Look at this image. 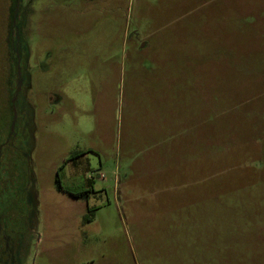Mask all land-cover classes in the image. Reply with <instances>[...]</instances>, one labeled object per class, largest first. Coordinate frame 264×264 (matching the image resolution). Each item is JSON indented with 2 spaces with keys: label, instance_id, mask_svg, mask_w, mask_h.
<instances>
[{
  "label": "rangeland",
  "instance_id": "obj_1",
  "mask_svg": "<svg viewBox=\"0 0 264 264\" xmlns=\"http://www.w3.org/2000/svg\"><path fill=\"white\" fill-rule=\"evenodd\" d=\"M17 26L0 264H264V0H22Z\"/></svg>",
  "mask_w": 264,
  "mask_h": 264
},
{
  "label": "trees",
  "instance_id": "obj_2",
  "mask_svg": "<svg viewBox=\"0 0 264 264\" xmlns=\"http://www.w3.org/2000/svg\"><path fill=\"white\" fill-rule=\"evenodd\" d=\"M14 4H15V0H10V6H9V17H11L10 19L12 20V14H13V8H14ZM12 40V38H11ZM9 50H10V53H9V60L11 62V67H10V70H9V76H15V84H13L12 87H10L11 89V97L13 96V92H14V87H16V58L14 56V52L12 50V44L11 42L9 43ZM10 105V104H9ZM9 112H10V118H7L6 120H2L0 119V143H2L6 137L8 136L9 134V130H10V125H11V121H12V109L11 107H9ZM78 155H84V153H81V154H75L72 156L71 160L72 159H75L78 157ZM63 168H60V170H62ZM56 183H57V189L58 191L60 192H63L67 195H69L70 197H72L73 199H77V200H84L86 202H88L89 200V197L92 193V189H79L78 191H72V190H69V189H65L62 184H61V180H60V175H59V172H58V175H57V178H56ZM95 211H96V208H90L88 207L87 209V215L84 217L83 219V222L84 223H90L94 216H95Z\"/></svg>",
  "mask_w": 264,
  "mask_h": 264
},
{
  "label": "water",
  "instance_id": "obj_3",
  "mask_svg": "<svg viewBox=\"0 0 264 264\" xmlns=\"http://www.w3.org/2000/svg\"><path fill=\"white\" fill-rule=\"evenodd\" d=\"M21 2L22 0H15L14 8H13V14H12V40L11 44L12 47H18L19 44L21 43L20 41V34H19V28L17 26V18L19 16V12L21 9ZM13 47V52H15ZM17 62H16V74H17V79H18V85L16 87V90L13 94L12 100H11V106H12V122H11V127H10V135L12 136L13 133L15 132V127H16V120H17V110H16V105L18 101V96L19 92L21 90V68H20V58L19 54H17Z\"/></svg>",
  "mask_w": 264,
  "mask_h": 264
},
{
  "label": "flooded vegetation",
  "instance_id": "obj_4",
  "mask_svg": "<svg viewBox=\"0 0 264 264\" xmlns=\"http://www.w3.org/2000/svg\"><path fill=\"white\" fill-rule=\"evenodd\" d=\"M19 58H20V64H21L20 55H19ZM17 59H18V57L16 56L15 63L17 62ZM16 79H17V74H16ZM17 85H18V79H17V82H16V87H17ZM15 90H16V88H15ZM16 110H17V117L19 116V114H22V112L25 115V111L28 110L26 102H24L23 100L18 99L17 105H16ZM12 117H13V114H12ZM10 127H11V125H10ZM16 137H19V134L17 133V125L15 127V132L13 133V135L12 136L10 135V130H9V134L6 137V139L2 143H0V165L2 164V161H3V158H4L3 151L5 150V148L12 147L13 150L17 149L15 147V145H14ZM7 159H8V156H7ZM0 171H1V167H0ZM4 205H5L4 199L2 197H0V207H3ZM0 238H2L1 240H5L2 231H0Z\"/></svg>",
  "mask_w": 264,
  "mask_h": 264
},
{
  "label": "crops",
  "instance_id": "obj_5",
  "mask_svg": "<svg viewBox=\"0 0 264 264\" xmlns=\"http://www.w3.org/2000/svg\"><path fill=\"white\" fill-rule=\"evenodd\" d=\"M85 1H86V2H87V4H88V2H89V1H92V0H85ZM81 5H86V4H81Z\"/></svg>",
  "mask_w": 264,
  "mask_h": 264
}]
</instances>
